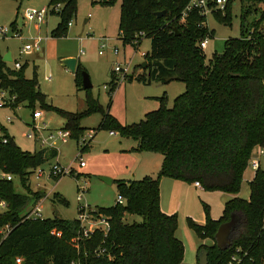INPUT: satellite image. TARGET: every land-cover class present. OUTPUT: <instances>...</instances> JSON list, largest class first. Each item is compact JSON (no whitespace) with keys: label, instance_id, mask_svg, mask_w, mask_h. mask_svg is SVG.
<instances>
[{"label":"trees","instance_id":"16d2710c","mask_svg":"<svg viewBox=\"0 0 264 264\" xmlns=\"http://www.w3.org/2000/svg\"><path fill=\"white\" fill-rule=\"evenodd\" d=\"M76 1L49 0L47 13L59 19L51 38L66 35L76 13ZM116 1L120 2L118 33L123 44L137 47L143 39L150 41V50L144 57L146 67L135 80L143 85L184 84V92L173 100L171 108L166 107L165 97L159 98L158 109L132 125H122L109 112H103L90 95L84 113L51 108L45 106L36 79L21 77L16 73L21 68L16 72L6 69L0 57L1 86L16 96L13 107L25 104L31 108L38 102L42 108H51L64 121L62 128L71 137L85 132L80 128L83 117L101 113L99 129L135 141V152L161 155L160 170L155 178L116 181L117 196L124 202L90 210L94 219L103 217L108 221L109 230L105 236L102 230H96L88 237H82L77 219L55 215L43 221L26 220L22 213L28 202L35 203L44 195L38 192H30L33 198L19 195L11 181L0 179V199L8 205L6 212L0 214V228L5 225L11 228L0 244V264H15L16 258L22 264H181L184 245L175 237L177 215L164 214L160 209L161 178L188 185L197 182L205 192L234 196L224 204L222 216L217 220L210 218L205 204H202L203 225L186 219L188 229L198 239L213 242L209 247L198 248V254L202 250L207 252V264H228L231 258L239 264H264V169H258L248 183V199L237 197L252 155L264 147V32H259L264 22V0H238L240 36L226 40L223 52L214 53L207 62L198 48L201 40L212 36L201 25L204 18L191 11L180 21L190 0H90V3L109 7ZM245 3L250 6H244ZM232 4L233 0H228L224 14H214L225 25L231 24ZM56 5L61 6L58 11L53 10ZM259 8L263 9L259 19L243 29L247 18ZM158 12H164L165 16L157 18ZM83 71L77 62L73 77L78 90H83ZM112 84L110 81V98L114 91ZM2 139L6 144L0 139V170L3 175L18 178L24 189H28L33 171L56 157L54 150L29 153L20 150L8 137ZM231 214L237 220L231 246L221 251L214 244V236ZM127 216H136L140 221L128 223Z\"/></svg>","mask_w":264,"mask_h":264},{"label":"rangeland","instance_id":"374dc122","mask_svg":"<svg viewBox=\"0 0 264 264\" xmlns=\"http://www.w3.org/2000/svg\"><path fill=\"white\" fill-rule=\"evenodd\" d=\"M48 5L49 0H0V28L9 30L6 36L0 35V57L3 59L5 55L10 54L11 61L6 62V69L14 71L13 64L16 62L20 64L21 70L14 72L27 80L36 79L37 90L44 96L45 106L81 114L86 111V99L87 95H90L103 112H109L122 125H132L143 120L146 113L158 109L159 98L165 97L166 107L171 108L173 100L184 92L185 86L179 82H171L168 85H143L135 80L142 73L141 64L146 63L143 55L149 52L150 41L143 39L137 47L123 44L118 33L119 1L112 6L102 7L91 5L90 0H77L75 16L67 26L66 35L61 38L50 36L51 31L59 23L57 16L47 13L41 24L28 19L29 12L38 13L42 9L48 10ZM244 6L250 5L245 3ZM252 7L257 8L256 5ZM262 10L259 8L256 14L250 15L243 29H247L252 22L259 19ZM240 14L238 0H233L230 25L223 24L213 14L207 15L206 26L209 32H212V36L208 38V46L204 50L206 62L214 53L223 52L226 40L239 38ZM86 19L89 20L88 23H85ZM14 31L19 33V37L14 36ZM38 38L41 41L36 50L33 45ZM26 48L30 50L21 53L22 49ZM115 49L118 50V54H114ZM100 51L101 55H99ZM66 58L76 59L88 74L92 85L88 92L78 90L73 74L61 66V61ZM117 64L122 68L129 65V76L132 80L128 76L110 98L111 89L104 90L103 87L109 86L113 67ZM51 108H42L38 102L31 108L26 107L25 104L14 106L12 109L0 108V139L8 137L25 152L38 151L41 149L39 144L26 137V133L32 127L45 126L48 130L54 131L64 126V121ZM38 110L43 117L33 122L31 115ZM101 120L102 114L98 112L83 117L80 120V128L85 132L77 135L76 138L72 136L63 145L59 143L56 145V157L39 168L43 172L42 175L37 176L38 169H35L29 176L27 182L29 190L22 187L18 178L10 175L15 193L31 198L33 196L30 192L47 195V199L42 204V215L45 219H52L57 215L62 219L74 220L78 219L79 211L83 208H86L85 211L89 214L90 210L111 207L115 204L118 195L116 181L144 178L140 174L143 169L137 168L139 157L133 155L132 150H127L133 141L121 137L117 132L115 136H111L110 131L99 129ZM87 131L93 132V136L83 148L84 145L80 140ZM78 155L85 164L82 168L79 166V160L76 159ZM253 155L257 157V151ZM146 156L145 160L153 162L154 157ZM154 156L161 158L159 154ZM259 163L260 169H264V157L259 158ZM54 165L70 169L72 174L52 178L50 169ZM131 167H136V170L128 173ZM2 176L0 170V179ZM156 176L157 174L151 178ZM253 176L254 172L247 166L243 174L240 196H237L240 199H248V183ZM103 178L111 180L112 184H107L102 180ZM0 203H5L8 208L4 200L0 199ZM209 204L212 207L210 215L215 217L214 220L219 219L222 216L223 206L216 205L212 201ZM29 206L30 201L25 211ZM4 212L6 209H0V214ZM126 220L128 223L139 222L140 218L127 216ZM184 231L191 236L192 241L201 244V240L199 241L187 228L185 221L180 223L176 236L178 240L185 241ZM186 239L183 262L193 263L195 255L189 250V237L186 236Z\"/></svg>","mask_w":264,"mask_h":264},{"label":"built area","instance_id":"2783aa9c","mask_svg":"<svg viewBox=\"0 0 264 264\" xmlns=\"http://www.w3.org/2000/svg\"><path fill=\"white\" fill-rule=\"evenodd\" d=\"M228 0H190L189 3L186 5L184 10L181 13L180 21H184L187 13L191 11L197 12L202 18H204V23L201 25L206 27V18L209 14H216L220 13L221 15L224 14L226 5ZM60 5H56L53 7L54 11H58L60 9ZM48 10L42 9L40 12H29L28 13V19L33 22H37L38 24L43 23V20L45 16L47 15ZM9 33V30L7 28H0V35L6 36ZM14 36L19 37V33L17 31H14ZM41 41L40 38L35 40V44L33 45L34 49H38V44ZM208 46V37H205L203 40H201L198 43V48L204 53V50ZM30 50V48L22 49V52H26ZM102 52H99V55H101ZM114 54H118V50H114ZM145 57V54L143 55V58ZM14 70H19L21 68L19 63L13 64ZM120 76V77H119ZM129 76V65L125 66L124 68L120 67L118 64L113 67L112 70V87H114V91L111 94V97L114 95L118 87L121 85L122 82L126 80V78ZM110 89V86H104L103 89L107 90ZM16 96L11 95L6 89H4L1 86L0 82V108H9L12 109L13 105L15 104ZM43 117V114L38 110L32 113L31 118L32 121H39ZM8 121L11 122V119L8 118ZM109 135L114 136L115 134L113 132H110ZM93 132L87 131L86 134L82 137L80 140L81 144L84 145L83 148H85L88 144V142L92 139ZM26 137L29 140H33L37 142L41 149H47V150H56V145L59 143L61 145L65 144L70 138L71 133L68 130H65L64 128L56 129L54 131L48 130L45 126L43 128L39 127H32L30 131L26 133ZM2 144H6L5 139H1ZM264 157V147H260L257 149V157H254L252 155L248 167L251 168V170L255 173L258 169H260V163L259 158ZM76 159L79 160V166L82 168L84 167V162L82 158L78 155ZM40 168V167H39ZM38 169L37 176L42 175V170ZM72 172L70 169H65L62 167H59V165H54L50 169V177L52 178H60L64 175H70ZM2 179H5L6 181H11L12 178L10 175H3ZM194 186L198 189H201L200 184L195 182ZM47 199V195H44L42 198H40L35 203L30 204L29 209L25 211L24 218L26 220H32V221H43L45 218L42 215V204ZM116 202L120 205L123 204V199L121 196H117ZM6 209L5 203H0V209ZM86 208H83L81 213H79L78 221L80 224V233L82 237H88L92 233H94L96 230H102L104 233V236L107 234L109 230V224L108 221L103 218L99 217L94 219L92 215L86 213ZM10 226L5 225L3 228H0V244L3 242V240L8 236L10 232ZM15 264H22V260L20 258L15 259ZM228 264H239V261H236L235 258H231V261Z\"/></svg>","mask_w":264,"mask_h":264},{"label":"crops","instance_id":"0c3cea01","mask_svg":"<svg viewBox=\"0 0 264 264\" xmlns=\"http://www.w3.org/2000/svg\"><path fill=\"white\" fill-rule=\"evenodd\" d=\"M89 20H85V23H88ZM11 58V57H10ZM115 134V133H114ZM115 136V135H114ZM133 141V140H132ZM128 147V146H127ZM137 147V143L133 141V144L129 145V148L127 150H134ZM133 155H136L138 158V165L137 168H142L140 174L142 177H153L156 174H158L161 164H162V156L161 158L159 156H154L156 154L154 153H143V152H135L133 151ZM146 155H149L150 157H154L152 160L153 162H150L149 160H145L147 158ZM148 156V157H149ZM145 163V164H144ZM144 165V166H142ZM136 170V167H131L128 170V173L133 172V170ZM152 174V175H151ZM242 187V185H241ZM159 193H160V209L164 214L171 215L176 214L178 219V227L175 232V237L177 236V232L180 227V223L182 224L184 221L186 223V219L190 218L192 221H194L198 225H203L205 223V214L202 207V204H205L209 207V215L211 214V206L209 202H215L216 205H222L224 207V204L230 200L232 195L222 193V192H205L202 189H198L194 186V184L188 185L180 181L171 180L168 178H161L160 185H159ZM215 195V196H210ZM240 196V194H238ZM214 201H213V198ZM212 217L211 219H215L213 215H210ZM187 226V225H186ZM188 228V227H187ZM185 235L189 237V250L192 251L195 255V261L193 263H187L182 262L181 264H197L198 259V248L200 246H206L209 247L213 245V242L211 240H201L199 239L200 243L192 241L191 236L187 234L186 231H184ZM183 234L184 240L181 241L184 245V258L186 253V236ZM196 236V235H195ZM177 238V237H176ZM205 243V244H204ZM184 261V259H183Z\"/></svg>","mask_w":264,"mask_h":264},{"label":"water","instance_id":"95a60500","mask_svg":"<svg viewBox=\"0 0 264 264\" xmlns=\"http://www.w3.org/2000/svg\"><path fill=\"white\" fill-rule=\"evenodd\" d=\"M155 16L157 18H161L165 16L164 12H158L155 13ZM173 33L178 36V31L177 29L172 26L171 27ZM259 32H264V22L263 24L260 26L259 28ZM3 62H10L11 58H10V54L5 55V57L2 59ZM61 66H63L64 68H66L67 70H69L72 74H74L76 72V68H77V60L74 58H66L63 59L61 61ZM146 67V63H142L141 64V68L144 69ZM82 76V81H81V88L85 91L91 89L92 85L90 83V79L89 76L86 72H82L81 73ZM104 182H106L107 184H112L111 180L102 179ZM237 220H236V215L235 214H231L229 221L226 223L221 224L214 236V244L215 246L221 250V251H225L227 248H229L231 246V236H232V232L236 226ZM198 264H207V252L202 250L199 254H198Z\"/></svg>","mask_w":264,"mask_h":264}]
</instances>
